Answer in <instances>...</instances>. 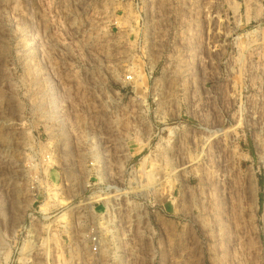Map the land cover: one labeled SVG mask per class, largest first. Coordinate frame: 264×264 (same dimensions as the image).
Instances as JSON below:
<instances>
[{
    "label": "rangeland",
    "instance_id": "rangeland-1",
    "mask_svg": "<svg viewBox=\"0 0 264 264\" xmlns=\"http://www.w3.org/2000/svg\"><path fill=\"white\" fill-rule=\"evenodd\" d=\"M0 264H264V0H0Z\"/></svg>",
    "mask_w": 264,
    "mask_h": 264
},
{
    "label": "built area",
    "instance_id": "built-area-1",
    "mask_svg": "<svg viewBox=\"0 0 264 264\" xmlns=\"http://www.w3.org/2000/svg\"><path fill=\"white\" fill-rule=\"evenodd\" d=\"M92 251L95 252L96 251V246L92 247Z\"/></svg>",
    "mask_w": 264,
    "mask_h": 264
}]
</instances>
